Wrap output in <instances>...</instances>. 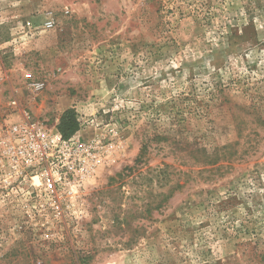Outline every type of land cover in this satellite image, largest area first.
Returning <instances> with one entry per match:
<instances>
[{
    "label": "rangeland",
    "instance_id": "rangeland-1",
    "mask_svg": "<svg viewBox=\"0 0 264 264\" xmlns=\"http://www.w3.org/2000/svg\"><path fill=\"white\" fill-rule=\"evenodd\" d=\"M67 109L113 155L78 221L0 198V264H264V0H0V120Z\"/></svg>",
    "mask_w": 264,
    "mask_h": 264
},
{
    "label": "built area",
    "instance_id": "built-area-1",
    "mask_svg": "<svg viewBox=\"0 0 264 264\" xmlns=\"http://www.w3.org/2000/svg\"><path fill=\"white\" fill-rule=\"evenodd\" d=\"M56 23L49 12L44 28L53 30ZM29 88L41 92L44 84L31 82ZM112 151L113 145L103 137L88 139L76 133L66 139L56 127L48 128L28 115L0 120V198L14 203L28 219L53 215L78 221L85 191Z\"/></svg>",
    "mask_w": 264,
    "mask_h": 264
},
{
    "label": "trees",
    "instance_id": "trees-1",
    "mask_svg": "<svg viewBox=\"0 0 264 264\" xmlns=\"http://www.w3.org/2000/svg\"><path fill=\"white\" fill-rule=\"evenodd\" d=\"M57 129L66 139L71 138L80 130V124L74 109H67L63 112L57 125ZM144 152L145 148L142 149L139 157L136 160V163L139 164L143 162Z\"/></svg>",
    "mask_w": 264,
    "mask_h": 264
}]
</instances>
